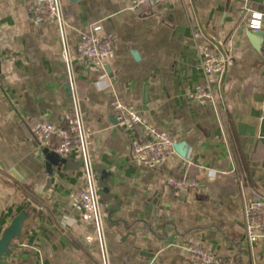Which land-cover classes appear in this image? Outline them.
<instances>
[{
	"label": "crops",
	"instance_id": "0c3cea01",
	"mask_svg": "<svg viewBox=\"0 0 264 264\" xmlns=\"http://www.w3.org/2000/svg\"><path fill=\"white\" fill-rule=\"evenodd\" d=\"M34 1L0 0V236L27 214L0 264H99L96 245L84 242L92 226L73 200L80 159L58 156L47 173L56 140L42 147L31 133L43 118L61 125L69 108L59 36L52 23L34 22ZM60 1L93 133L110 264H189L184 247L192 241L238 264H264V237L249 247L239 220L241 188L264 196V22L249 31L246 10H263L264 0H161L143 15L129 12L128 0ZM95 9L113 19L101 31L112 51L100 68L79 61L76 50ZM209 42L234 62L219 82L211 79L215 103L198 104L190 95L204 83L198 54ZM116 99L170 135L180 154L156 167L132 160L136 133L115 127ZM186 176L198 186L177 197L166 179Z\"/></svg>",
	"mask_w": 264,
	"mask_h": 264
},
{
	"label": "built area",
	"instance_id": "2783aa9c",
	"mask_svg": "<svg viewBox=\"0 0 264 264\" xmlns=\"http://www.w3.org/2000/svg\"><path fill=\"white\" fill-rule=\"evenodd\" d=\"M161 0H128L126 9L135 14L143 15L158 7ZM248 13V30L256 33L261 30L264 22L263 10L246 9ZM32 18L35 23L49 22L57 30L61 57L64 63L65 83L69 93L68 113L61 125H54L43 118L34 123L31 133L39 146L47 147L56 140L52 147L59 157H75L81 161L82 182L73 200L81 209V219L92 226L93 234L87 235L85 243H94L99 264H110V252L107 246L104 215L99 198L96 175L92 166L90 151L92 130L86 124L82 104L76 85L75 67L70 54L66 36V20L60 0H36L32 5ZM88 25L80 35L77 45V59L93 67H103L112 51L110 34L101 31L113 22L110 16H104L98 9L87 12ZM234 62L233 55L217 42L207 43L198 54V65L204 83L194 87L190 97L198 104L209 101L215 103V90L211 79L221 80L225 72ZM114 125L119 130L136 133L132 140L130 157L140 165L156 167L168 159L173 153V140L170 135L157 131L135 110L123 105L120 100L110 104ZM215 177V174L212 175ZM166 186L172 193L180 197L186 192L196 189L198 181L193 177H167ZM241 187V184H240ZM239 220L244 238L250 247L258 239L264 237V196L247 197L241 188ZM189 264H238L232 255L219 256L197 241L184 247Z\"/></svg>",
	"mask_w": 264,
	"mask_h": 264
},
{
	"label": "water",
	"instance_id": "95a60500",
	"mask_svg": "<svg viewBox=\"0 0 264 264\" xmlns=\"http://www.w3.org/2000/svg\"><path fill=\"white\" fill-rule=\"evenodd\" d=\"M173 148L175 151H178V147L176 144H173ZM182 155V154H181ZM45 160L47 161V164H45V171L47 173L51 172L50 165L52 163H57L59 161V157L56 154H46ZM50 185V177L46 179L45 185L40 188L41 192L46 193L48 186ZM27 214L25 212H20L10 223L8 227L4 229L2 232V235L0 236V260L2 259L3 255L9 253L10 251V245L12 240H14L16 237L19 236L22 224L24 220L26 219Z\"/></svg>",
	"mask_w": 264,
	"mask_h": 264
}]
</instances>
